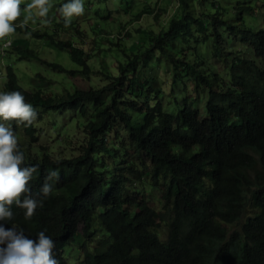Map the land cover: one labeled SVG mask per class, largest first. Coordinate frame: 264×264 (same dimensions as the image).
<instances>
[{
	"label": "trees",
	"instance_id": "obj_1",
	"mask_svg": "<svg viewBox=\"0 0 264 264\" xmlns=\"http://www.w3.org/2000/svg\"><path fill=\"white\" fill-rule=\"evenodd\" d=\"M177 1L166 27L163 21L157 31L137 27L139 43H121L122 59H110L104 69L98 46L88 53L25 25L16 31L30 37H15L5 49L90 79L87 89L48 91L50 79L36 74L30 91L12 65H0V92L20 91L64 137L58 143L76 139L74 150L57 154L36 147L37 130L25 125L28 139L17 138L21 167L37 166L29 188L42 206L25 219L26 210L13 203V218L0 221L32 240L45 231L59 264H264V0L235 1L230 20L218 0ZM83 3L91 30L100 32L106 21L122 31L156 10L149 0ZM137 3L142 9L133 12ZM129 11L128 21H114ZM256 12L260 28L244 23V14ZM31 36L50 37L78 67L42 58L30 47ZM52 42L45 46L55 49ZM163 62L168 71L160 69ZM163 74L170 76L169 93L166 79L159 81ZM50 171L58 174L52 181ZM46 182L53 187L44 197ZM154 189L159 209L148 203Z\"/></svg>",
	"mask_w": 264,
	"mask_h": 264
},
{
	"label": "clouds",
	"instance_id": "obj_2",
	"mask_svg": "<svg viewBox=\"0 0 264 264\" xmlns=\"http://www.w3.org/2000/svg\"><path fill=\"white\" fill-rule=\"evenodd\" d=\"M21 3L22 0H0V47L4 44V49L9 48V46L11 45V41L14 39H11V35L15 33L16 28L14 24L21 16ZM51 7L52 5L50 3V0H31V3H28L23 9L26 15L21 26H26L29 21L35 23L36 18H41V21H38L42 22L45 25L49 23V19H54V23L56 24V22H60L56 20L61 15L64 19L65 27H68L72 22V18L82 16L85 10L83 0H69V2L63 3L60 8V14H56L59 10L60 5L58 6V9L54 8L55 11H50ZM93 25L94 23L93 21H91V25L89 27L92 28ZM60 28L62 30H65V28ZM44 31L49 33L52 38L56 40L57 34H54L53 32H48L47 30ZM92 31L94 32V30ZM58 34H61L58 39L61 38L67 40L69 41V44L71 43L76 47L82 48L80 44L74 42V34L70 33L69 37L71 38V40H69V38H64V34L62 33ZM101 34L99 31L98 37L101 40H105L106 37L110 38V33H108V31L106 32V26L105 32H101ZM45 37L48 38V36ZM40 38L43 37L41 36ZM48 39L52 42V39L50 37ZM29 42L30 47L33 48L31 46V38ZM108 43L111 42L108 41ZM95 45L99 47V52H101L102 48L98 44ZM55 49H57L56 45ZM117 50L119 51L118 48ZM55 58L53 59L54 61ZM17 59H19L18 55ZM116 59H122V53L121 58ZM27 60L38 61L33 58H29ZM71 61L73 60L71 59ZM38 62L41 63V65H43V67L45 68L58 70L53 69L40 61ZM62 67L64 66L62 65ZM61 72L68 74V72L66 71ZM37 74L39 76L45 77L40 73ZM23 85L24 87H26V89L28 88L27 90L31 91V86H36L38 85V83L23 82ZM46 90H53L52 86L49 85ZM166 90L167 93H169V90ZM37 111L39 112V108L34 109L30 103H26L25 97L20 91L0 92V118H2L4 121H8V123L11 125L18 123L21 129L23 139H28L27 136H25V134L23 133L25 125L30 126L33 124L37 130ZM41 118L43 119L44 116H42ZM10 121L15 122L11 123ZM20 122L25 124H22ZM17 138L18 137L14 134L13 130H11L9 127H6L4 124H0V221H9L13 218V212L10 210L13 203H15L18 207L26 210L25 219H30L35 214L37 207L42 206V203L38 202L37 199H35L30 194L29 188V181L32 179L33 174L37 172V166L21 167V165L24 163L25 157L24 153L18 148ZM36 143H39V138ZM36 143H34L36 147L39 148V146H42L36 145ZM57 176L58 174L56 171H50L46 180L52 181L57 178ZM52 187V184L46 182L41 188V194L44 197H47L52 191ZM21 197H23V199H21ZM246 218L247 217L245 214L240 216L238 218L240 224H242ZM227 226L231 227L233 225ZM54 247L55 243L53 239L47 236L45 234V231H40L38 233V240H32L24 235L23 230H19L18 232L16 228L6 229L3 224H0V264H59L58 260L53 254Z\"/></svg>",
	"mask_w": 264,
	"mask_h": 264
},
{
	"label": "rangeland",
	"instance_id": "obj_3",
	"mask_svg": "<svg viewBox=\"0 0 264 264\" xmlns=\"http://www.w3.org/2000/svg\"><path fill=\"white\" fill-rule=\"evenodd\" d=\"M31 0H22L21 3V16L20 18L15 22L14 26L15 28L17 27H21V25L23 24L24 21V17L26 15V13L23 11V9L26 7V5L28 3H30ZM156 1H157V7L156 8ZM221 5V9H223V17L227 18V19H231L233 14H232V6L234 5L235 1L237 0H218ZM239 1H243V0H239ZM259 1H263V0H259ZM214 5H217L218 3L214 0H212ZM52 7L50 8V11H55L54 8L56 5L54 3V1L50 2ZM53 3V4H52ZM57 5L59 2H56ZM63 4L60 5V8ZM144 5V4H143ZM149 5L152 6L153 8H155V13L152 14H142L135 22L129 23V24H125V29H122V31L120 30V27L117 26V23L115 22H110L107 21L105 23L106 25V32L108 31V33H110V40H112L113 43H108V41L106 40H101L98 37V32L97 30H94L95 32H97V34H95L91 28L89 27L91 25V21L92 18L88 17L86 18V14L87 12L84 10V14L82 16L79 17H75L72 18V21H77L74 22V26L70 27L68 29L62 30L60 27H58L55 23H54V19H49V23L48 24H43L41 21V18H36L35 19V23H33L32 21H29L28 24L26 25L29 29H31L32 31L34 29H36V31H38V33H42L44 30H47L48 32H53L54 34H57L56 40L59 38V36H61V34L58 33H62L64 34V38H69V40H71L70 33L74 34L73 38H74V42H77L78 44H80L81 47H84V49L88 50V53H91L92 51H96V45L98 44L102 49L101 52H99V54H101L102 59H101V63L99 62L100 66L102 69L108 67L107 63L110 61V59H113V61L116 58H121V53L117 50V48H119L123 43V44H130L132 43H139V41L141 40V37L138 35V33L136 32V28L140 27L142 30H145V28H152L154 30H159L160 29V25H159V21H163L164 23V27H166V22L169 19V17L174 13V10L176 9L177 5H178V1L177 0H149ZM133 6V12L139 10L140 8L142 9V4H132ZM56 9V8H55ZM107 10V8L104 10V12ZM104 12L101 11V13L104 14ZM58 13V12H57ZM100 14H95V16L97 17V15H101ZM113 13V12H112ZM115 13V12H114ZM113 13V14H114ZM130 11L127 14H120L118 18H116L114 21H121L122 23L125 21H128L130 18H132V14H129ZM159 13V19L157 20L155 18V14ZM52 14V13H51ZM102 14V15H103ZM255 18L254 15L251 14H244V23L245 24H253V25H248L252 28H260L263 26V23H261V19L258 18L259 16V12H256L255 14ZM40 20V21H38ZM64 21L63 17L60 15L58 17V19L56 21ZM83 21V22H82ZM86 21V22H84ZM100 21L103 22L105 21L104 19H102L100 17ZM90 22V25H89ZM97 27H99L98 25H96ZM78 29V30H77ZM125 31H128L130 33V35H132L130 38L127 36H122ZM101 34V32H100ZM29 32L28 31H15V33L13 35H11V39L15 38V37H29ZM102 36V34H101ZM124 38V41L122 40ZM95 39V40H94ZM5 41V40H4ZM49 40L48 39H43V38H33L31 36V46L37 51L38 53L41 55V57H44L46 59L49 60H53L55 58V61L61 63L64 67L69 68V69H74L77 68L78 66L76 65V63H74L73 61H71L70 56L68 55V53L64 50H58V49H52L49 48L47 46H43L45 45ZM235 45H237L236 42H234ZM5 45L3 44L0 47V65H9L12 64L16 70V72L19 75V78H21L22 80L25 81V83H37L36 80H34V76L37 73H40L41 75L45 76L46 78L50 79V86H52V89L55 91H60L61 89H72V88H80V89H87L90 85L89 81L90 79L88 77H86L85 75L79 74V73H75V74H65L61 71L58 70H52L50 68H45L43 67V65H41V63H39L38 61L35 60H27L24 58L21 59H17V55L15 54V52L13 50H10V52L6 53L5 49H4ZM117 47V48H116ZM200 47V46H198ZM107 48V49H106ZM111 48V49H110ZM234 53L235 52V48H232ZM244 48L242 47V49L240 50V53H243ZM98 56V55H97ZM106 64H103V63ZM89 63L91 65H93L96 69H98L99 64L96 62L95 58L90 59ZM165 69V70H169V67L167 66L166 63H161L160 65V69ZM94 73V72H93ZM160 79L159 81H161V83L163 81H165L164 79H166V82L164 84V87L166 89H168L169 91L171 90L170 85L167 83L168 82V77L169 74L166 75H159ZM2 78V77H1ZM0 78V79H1ZM92 78V76H91ZM0 82H2V80H0ZM96 83H101L100 81ZM56 85V86H55ZM54 86V87H53ZM174 88V92L173 94H179V88L177 87H173ZM202 102V101H201ZM201 102H199V105H201ZM200 116L204 115V109L201 106L200 109ZM37 114L41 115L40 112L37 111ZM37 115V119H36V127H37V132H38V138H39V143H36V145H42L45 146L50 152H54V153H68L70 152V150H74L73 146L76 144V139L74 138L71 142H65V143H58L56 138L60 137L61 140L64 139L63 136H60V134H56V129L52 128V124L47 120V116H45L43 119ZM62 121V120H61ZM0 124H4L6 127H9L11 130H13L14 134L19 137L22 138V133H21V129L18 123H15L14 125H11L8 123V121H4L2 118H0ZM25 142V140H24ZM72 148V149H70ZM153 197L151 196V198L148 200V203L153 206L155 209H159L160 207V200L158 199L160 193L158 189H154V192L152 193ZM236 226H231V229L235 228Z\"/></svg>",
	"mask_w": 264,
	"mask_h": 264
}]
</instances>
